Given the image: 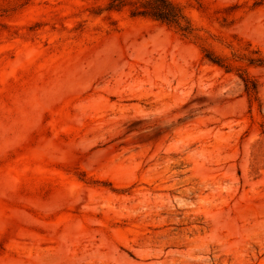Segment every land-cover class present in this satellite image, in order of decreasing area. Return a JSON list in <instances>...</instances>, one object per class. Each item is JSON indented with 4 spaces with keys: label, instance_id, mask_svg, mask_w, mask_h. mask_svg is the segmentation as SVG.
I'll return each instance as SVG.
<instances>
[{
    "label": "rangeland",
    "instance_id": "obj_1",
    "mask_svg": "<svg viewBox=\"0 0 264 264\" xmlns=\"http://www.w3.org/2000/svg\"><path fill=\"white\" fill-rule=\"evenodd\" d=\"M106 1L0 0V264H264V67ZM173 1L264 56V0Z\"/></svg>",
    "mask_w": 264,
    "mask_h": 264
},
{
    "label": "trees",
    "instance_id": "obj_2",
    "mask_svg": "<svg viewBox=\"0 0 264 264\" xmlns=\"http://www.w3.org/2000/svg\"><path fill=\"white\" fill-rule=\"evenodd\" d=\"M125 9L130 17L148 19L165 25L196 45L205 62L218 67L225 73L237 76L250 107L258 105L261 109L259 84L248 69L264 67V56L257 50H253L249 44L243 43L235 36H230L232 41L224 44V47L230 50L229 55L216 54L209 45L213 36L193 24L187 13V6L173 0H107L102 6L94 7L91 14L99 16L102 13L121 12ZM232 46H237V49Z\"/></svg>",
    "mask_w": 264,
    "mask_h": 264
}]
</instances>
